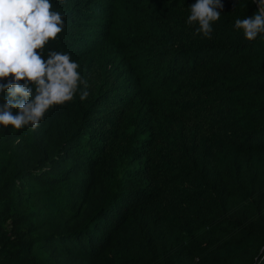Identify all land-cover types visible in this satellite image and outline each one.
I'll return each mask as SVG.
<instances>
[{"label":"trees","instance_id":"trees-1","mask_svg":"<svg viewBox=\"0 0 264 264\" xmlns=\"http://www.w3.org/2000/svg\"><path fill=\"white\" fill-rule=\"evenodd\" d=\"M50 2L43 58L88 97L0 126V264H264V33L235 27L258 2L209 36L197 0Z\"/></svg>","mask_w":264,"mask_h":264},{"label":"clouds","instance_id":"clouds-1","mask_svg":"<svg viewBox=\"0 0 264 264\" xmlns=\"http://www.w3.org/2000/svg\"><path fill=\"white\" fill-rule=\"evenodd\" d=\"M258 12L237 19L235 27L249 41L264 33V0H254ZM221 0H197L191 6L188 23H198L197 32L209 36L212 24L220 19ZM62 14L52 10L50 0H0V126L20 130L39 127L50 109L73 100L80 85L85 90L80 100L88 97L86 82L78 71V63L69 54L43 50L63 31ZM23 82V83H22Z\"/></svg>","mask_w":264,"mask_h":264}]
</instances>
